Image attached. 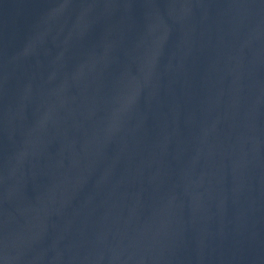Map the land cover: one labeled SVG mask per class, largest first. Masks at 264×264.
Here are the masks:
<instances>
[{
    "label": "water",
    "instance_id": "95a60500",
    "mask_svg": "<svg viewBox=\"0 0 264 264\" xmlns=\"http://www.w3.org/2000/svg\"><path fill=\"white\" fill-rule=\"evenodd\" d=\"M0 264H264V0H0Z\"/></svg>",
    "mask_w": 264,
    "mask_h": 264
}]
</instances>
